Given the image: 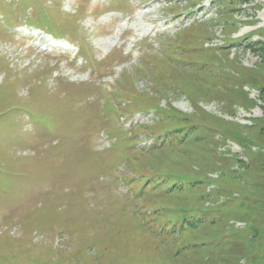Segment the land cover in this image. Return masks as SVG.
Listing matches in <instances>:
<instances>
[{
    "label": "rangeland",
    "instance_id": "obj_1",
    "mask_svg": "<svg viewBox=\"0 0 264 264\" xmlns=\"http://www.w3.org/2000/svg\"><path fill=\"white\" fill-rule=\"evenodd\" d=\"M130 3L0 0V264H264V0Z\"/></svg>",
    "mask_w": 264,
    "mask_h": 264
},
{
    "label": "trees",
    "instance_id": "obj_2",
    "mask_svg": "<svg viewBox=\"0 0 264 264\" xmlns=\"http://www.w3.org/2000/svg\"><path fill=\"white\" fill-rule=\"evenodd\" d=\"M170 118H179V114L177 112H175L173 110V112L170 113ZM184 118V117H182ZM169 135L167 134H163L160 135L156 138V140H152L151 143L148 145V147L146 148V150H148L149 152H153L157 149H159L160 147L163 148V145H171V139L168 137Z\"/></svg>",
    "mask_w": 264,
    "mask_h": 264
},
{
    "label": "bare ground",
    "instance_id": "obj_3",
    "mask_svg": "<svg viewBox=\"0 0 264 264\" xmlns=\"http://www.w3.org/2000/svg\"><path fill=\"white\" fill-rule=\"evenodd\" d=\"M261 15V14H260ZM262 16H264V13L262 14Z\"/></svg>",
    "mask_w": 264,
    "mask_h": 264
}]
</instances>
